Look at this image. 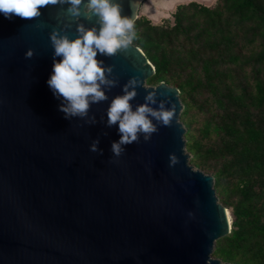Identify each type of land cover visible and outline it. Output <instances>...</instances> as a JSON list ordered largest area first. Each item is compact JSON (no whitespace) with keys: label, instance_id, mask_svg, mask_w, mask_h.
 <instances>
[{"label":"water","instance_id":"95a60500","mask_svg":"<svg viewBox=\"0 0 264 264\" xmlns=\"http://www.w3.org/2000/svg\"><path fill=\"white\" fill-rule=\"evenodd\" d=\"M117 2L122 16L138 17L140 0ZM67 7H44L31 20L0 13V264H235L212 256L231 218L213 176L189 162L179 89L146 83L154 66L138 46L112 57L97 52L118 83L105 89L108 100L91 105L95 123L59 110L62 98L47 84L50 33L74 39L78 23L100 27L95 16L70 17ZM131 77L141 81L133 110L155 91L152 107L164 100L174 118L170 126L153 119L158 131L117 157L111 144L121 134L118 124L106 126V113Z\"/></svg>","mask_w":264,"mask_h":264},{"label":"trees","instance_id":"16d2710c","mask_svg":"<svg viewBox=\"0 0 264 264\" xmlns=\"http://www.w3.org/2000/svg\"><path fill=\"white\" fill-rule=\"evenodd\" d=\"M171 16L134 20L132 43L154 66L146 83L179 89L190 161L213 176L229 208L230 232L214 256L264 264V0H190ZM193 109L204 116L185 121Z\"/></svg>","mask_w":264,"mask_h":264},{"label":"clouds","instance_id":"9594fccd","mask_svg":"<svg viewBox=\"0 0 264 264\" xmlns=\"http://www.w3.org/2000/svg\"><path fill=\"white\" fill-rule=\"evenodd\" d=\"M58 4H66L67 14L76 20L81 15L86 19L95 16L100 27L97 31L96 27L88 28L78 23V35L74 39L61 34L58 29L52 30L50 41L54 63L47 84L54 96L62 98L59 110L66 119L87 118V122L95 123V117H89L91 105L108 100L105 89L110 90L118 83L110 78L112 66H104L103 61L97 59V52L112 57L127 50L136 37L134 20L121 15L117 0H0V13L8 19L15 16L31 20L41 16L42 8ZM33 55L32 49L25 52V58L30 59ZM55 57L61 59L57 61ZM140 84V79L131 77L123 85V95L115 96L107 108L106 126L118 124L121 134L120 139L111 144V151L117 157L124 151L122 146L138 142L141 134L147 141L158 131L153 119L163 126H170L174 118V111L165 107L164 100L159 101L158 107H152L157 104L155 91L148 92L145 102L133 110L130 101L136 97V88ZM98 143V140L94 141L90 150L97 151ZM177 162L176 156L170 154V163Z\"/></svg>","mask_w":264,"mask_h":264},{"label":"rangeland","instance_id":"374dc122","mask_svg":"<svg viewBox=\"0 0 264 264\" xmlns=\"http://www.w3.org/2000/svg\"><path fill=\"white\" fill-rule=\"evenodd\" d=\"M143 1H146V0H140V4H139V6L140 5H142V3H143ZM148 1V0H147ZM153 1V2H152ZM149 0L148 1V3L150 4H154V5H156L157 7H158V5L155 3V1L156 0ZM206 1H209V0H206ZM198 2V1H197ZM203 1L202 0H199V3H202ZM215 2V1H214ZM214 2L212 3V4H214ZM174 3V2H173ZM173 3H171V4H173ZM203 4V3H202ZM212 4H210V5H212ZM141 8V7H140ZM171 9V8H170ZM169 9V10H170ZM169 10H162V11H167L168 13H169V15H167V13H166V17H162L160 20L158 19V20H155V21H151L150 19V21L152 22V23H158V24H160V23H162L165 19H166V21H168V23H172L173 22V18H172V16H171V13L173 12H171V11H169ZM137 14H138V16H144V15H142V14H140V9H139V7H138V11H137ZM151 85V84H150ZM180 116V115H179ZM204 115H203V113H197V110L196 109H193V110H191L189 113H188V115L185 117V121H189V120H191V119H196V120H200L202 117H203ZM180 119V118H179ZM181 121V120H180ZM182 122V121H181ZM184 125V124H183ZM185 127V126H184ZM186 129V128H185ZM185 139V138H184ZM185 151L189 154V162H190V164H192L191 163V161H190V159H191V153L185 148ZM203 171V170H202ZM205 172V171H204ZM205 173H207V174H209L208 172H205ZM217 195V194H216ZM228 211H229V208H226ZM230 212V211H229ZM214 247H215V244H214V246H213V250H214ZM212 256L213 257H215L214 256V254H213V252H212Z\"/></svg>","mask_w":264,"mask_h":264},{"label":"crops","instance_id":"0c3cea01","mask_svg":"<svg viewBox=\"0 0 264 264\" xmlns=\"http://www.w3.org/2000/svg\"><path fill=\"white\" fill-rule=\"evenodd\" d=\"M149 1V0H148ZM148 1L146 0V1H143V3H142V5H140L139 6V9H140V14H142V15H144V16H146L147 18H149L151 21H155V20H160L162 17H166L165 15H166V13H167V15H169V13L167 12V11H164L165 13H163V14H161L160 15V13H156V12H154L155 14H157V15H159V17L158 18H156V19H151V17H150V15H151V12H153V9H155V7H154V4H149L148 3ZM188 1H190V0H176V1H174V3L172 4V6H171V9L169 10V11H173L174 9H175V6L178 4V3H185V2H188ZM195 1H198L199 2V0H195ZM203 2V4H205V5H210V4H212L215 0H209V1H206V0H202ZM153 2V1H152ZM149 4V5H148ZM141 7V8H140ZM156 10V9H155Z\"/></svg>","mask_w":264,"mask_h":264},{"label":"bare ground","instance_id":"6f19581e","mask_svg":"<svg viewBox=\"0 0 264 264\" xmlns=\"http://www.w3.org/2000/svg\"><path fill=\"white\" fill-rule=\"evenodd\" d=\"M174 1H176V0H156L155 3L158 5V7L156 5H154L156 10L153 9V12H151V15H150L151 19H156L159 17V15L155 14L154 12L160 13V15H161V14L165 13L162 10H169L172 6L171 3H173ZM227 215H228L229 220H230L231 217H230L228 210H227Z\"/></svg>","mask_w":264,"mask_h":264}]
</instances>
